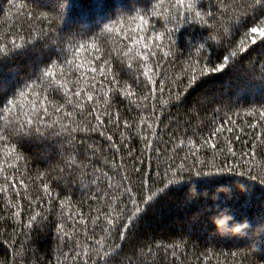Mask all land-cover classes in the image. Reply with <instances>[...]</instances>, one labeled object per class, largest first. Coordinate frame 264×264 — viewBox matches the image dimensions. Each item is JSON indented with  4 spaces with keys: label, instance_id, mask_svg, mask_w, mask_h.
Returning a JSON list of instances; mask_svg holds the SVG:
<instances>
[{
    "label": "snow or ice",
    "instance_id": "6c2138e0",
    "mask_svg": "<svg viewBox=\"0 0 264 264\" xmlns=\"http://www.w3.org/2000/svg\"><path fill=\"white\" fill-rule=\"evenodd\" d=\"M7 3L9 8L13 9V0H7ZM31 5L36 7L32 8ZM113 8H117L116 15H112ZM213 9L215 15L213 11L204 12L197 0H131V6L110 3L109 0H91L88 5L77 3V0L71 2L55 0V5L49 3V0H23V2L17 0L13 9L18 13L14 25L19 24V26L15 27V32L11 35L7 32L0 34V41H3L0 42V62L11 57L30 55L36 59L37 69L34 75L29 76L23 84L10 93L3 82H0V104L3 105L0 108V112L3 113L0 115V121L4 122L0 127V145H2L0 154L4 156V161H7V165H14L17 161L23 160L24 157L17 152V147L22 146L34 135H41L46 129L59 127L61 132L69 135L71 132H96L106 122L112 123L114 111L119 124L120 114L118 110L112 108L113 100L117 95L129 102H136L137 107L142 109L140 124L145 127H141L139 131L145 133L144 138L149 145L153 144L151 133L156 129L153 127L151 117L160 119V111H163L171 101L179 104L187 89L199 79L214 73L223 74L234 68L250 48L257 44V34L260 37L259 43L264 45V0H231V2L217 0ZM3 11L0 8V12ZM3 19L6 23L9 17L5 16ZM209 20H214L215 23L209 25ZM188 21L207 25L209 28L214 27L215 33L209 32L205 41L217 42L221 50L216 53L214 65L207 57L203 64L198 58L191 63L185 62V68L173 76L172 69L166 68L165 65L168 63L167 58L172 57L176 50V31ZM75 25L79 27H74ZM25 31L26 37L23 35ZM237 34L240 35V39L235 40ZM204 48L205 43H200L193 51L199 53ZM114 62L119 68L118 72L113 70ZM189 71L191 75L184 85L185 91L182 92L178 84ZM118 76H124L125 79L121 81ZM259 76L264 80V61L259 65ZM141 78L146 94L137 102V92L134 88H141ZM157 85H159V99H155ZM166 87L169 89L167 95L164 94ZM173 87L177 88L174 94L171 91ZM61 96L64 99L63 103L59 102ZM149 97L154 98L153 109L159 111L147 112ZM88 105H94L86 112L87 118L93 122L92 126L82 128L77 124L75 127H70L74 124L73 118L78 113L85 114ZM68 108L71 110H66ZM247 114L253 117L251 124L246 127L249 133H254V137L249 141L250 147L244 145L239 156L236 155L234 146L239 143V133L243 132V129L237 128L233 118L227 114L218 126H215L216 121H213L207 132L201 131L202 124L191 126V116L188 121L189 127L184 131H180L179 124L176 125L179 134L187 137L186 141H179L180 145L187 143L197 150L209 146L215 149V143L221 136L225 137L227 163L217 167L213 157L208 172L196 170L195 176H210L213 172L234 173V176H229L227 179L246 177L248 181L257 180V176L250 175L244 169L251 168L257 152L264 149V128L261 127V123H264V105L247 109ZM123 123L129 124L126 119ZM229 124L232 127H227ZM188 131L192 132L191 136H188ZM233 132L237 135L234 141H230ZM194 137L199 138L201 143H194ZM171 138L174 139L175 134H172ZM112 139L108 136L109 142ZM12 140L16 143L12 144ZM73 140L74 137H70L69 145ZM109 146L116 148L115 143H110ZM156 152L160 153L161 149L157 147ZM232 160H236L237 163L233 164ZM4 161H0V165H3ZM241 161L244 163L241 164ZM66 162L69 167L76 165V156L69 154ZM194 163L200 167L204 166L199 160ZM238 166L240 171H236ZM160 168L161 163H157L156 179L153 183L159 184V187L155 190L146 178L152 175L151 172L138 183L136 182L135 178L141 171L136 166L130 174L120 177L119 186L115 185L113 177L103 174V178L109 180V184L104 189L105 194L100 196V190H97L92 200L100 203L105 210L89 209L88 213V215L92 212L96 213L91 219L93 231L103 222L104 227L101 229L103 235L93 246L85 243L82 252L78 243L76 260H82L83 264H88L89 261H93L94 264H153L160 248L159 244L155 248L151 245L148 247L140 245L131 254L123 250L126 241H129V233L133 226L152 206L157 193L166 190L168 184L185 179L178 172L184 169L183 164L172 167L170 162L165 166L162 179ZM121 171L126 170L121 169ZM169 175L172 177L171 180L168 179ZM6 179L10 181L14 177L9 176ZM51 180L46 171L37 174L36 181H41L39 187L42 194L36 199L25 195L24 199L28 201L30 208L39 209V212L34 210L29 219L24 221V227L29 231L35 230L37 226H42L44 213L54 210L58 211L57 218L61 220V223L55 225L58 233L67 235L71 239L73 233L65 232L64 219L67 214L68 220L85 225V240L92 241L93 237L87 235L88 215L76 209L74 205L70 206L67 197L59 199L58 207L52 203L59 198V194L52 188ZM56 182L59 184V177L56 178ZM99 182V180L91 181L93 187ZM18 183L27 187L23 179ZM259 183L264 185V169H261ZM9 187L15 188L16 185L11 184ZM109 191L111 195L108 194ZM16 196L19 200L20 193ZM46 200L49 203L45 204ZM10 206L16 208L17 204L12 203ZM70 207L75 210L70 211ZM22 215L23 213L17 210L0 219H17ZM215 225L216 230L221 233H239L244 228L240 224L233 227V221L220 213L216 214ZM73 232L78 233L79 227H74ZM116 232L119 233L118 237ZM105 244H107L106 249ZM164 247L166 251L168 248H174L172 255L175 257L181 246L165 245ZM22 252L23 249L18 250V254ZM231 255L235 257L237 253ZM71 256L72 253L69 252L65 258Z\"/></svg>",
    "mask_w": 264,
    "mask_h": 264
},
{
    "label": "trees",
    "instance_id": "16d2710c",
    "mask_svg": "<svg viewBox=\"0 0 264 264\" xmlns=\"http://www.w3.org/2000/svg\"><path fill=\"white\" fill-rule=\"evenodd\" d=\"M90 2L91 0H77V3L84 5ZM109 2L131 6V0H109ZM197 2L204 12H214L213 5L217 0H197ZM16 3L17 0H13V9ZM49 3L55 5V0H49ZM31 7L36 6L31 5ZM0 8L4 10L0 12V34L7 32L11 35L15 32V27L19 26V24L14 25L18 13L9 8L7 0H0ZM116 14L117 8H113L112 15ZM5 16L9 17L6 23L3 19ZM214 23V20L208 21L209 25ZM215 31L214 27L209 28L207 25L192 21L182 24L175 33V53L167 58L168 63L165 67L172 69L171 74L175 76L185 68V62L191 63L198 58L203 64L207 57L214 65L216 53L221 49L217 42L205 41V37L209 32L215 33ZM23 35L26 37L27 32L25 31ZM238 39H240L239 34L235 37V40ZM259 41L260 37L257 34V44L250 48L234 68L223 74L214 73L199 79L187 89L179 104L171 101L163 111H160V119L151 117L153 127L156 129L151 133V139L154 141L151 145L144 138L145 133L139 131L141 127H145L140 124L142 109L137 107L136 102H129L117 95L113 100L112 108L118 110L120 114L119 124L114 111L112 123L106 122L96 132H71L69 135L61 132L59 127L46 129L41 135H34L22 146L17 147V152L24 159L14 165H7L4 156L0 154V161H4V164L0 165V218L17 210L23 213L17 219H0V264H83L82 260L75 259L76 245L80 244L82 252L85 243L93 246L103 235L101 232L104 227L103 222L93 231L91 219L96 213L92 212L88 215L89 209L105 210L100 203L92 200L97 190H100V196L105 194L104 189L109 184V180L103 178V174L113 177L115 185L119 186L120 177L130 174L136 166L141 170L140 175L135 178L136 182L138 183L151 172L152 175L146 178L155 190L159 187V184L153 183L156 179V164L161 163L160 178L162 179L165 166L170 162L172 167L184 165V169L178 172L185 179L170 183L166 190L157 193L152 206L133 226L123 251L131 254L140 245L144 247L151 245L155 248L159 244L160 248L153 264H264V185L259 183L261 169H264V149L257 152L252 167L244 169L250 175L257 176L256 181H248L246 177L227 179L229 176H234V173L213 172L210 176L197 177L194 172L196 170L208 172L213 157L217 167L227 163L225 137H220L215 143V149L209 146L197 150L187 143L180 145L179 141H186L187 137L181 136L176 128L177 124L180 125V131L188 128L191 116V126L202 124L201 131L207 132L213 121H216L215 126H218L227 114L233 118L237 128L243 129V132L239 133V143L234 146L236 155L239 156L244 145L250 147L249 141L254 137V133H249L246 126L251 124L253 117L247 114V109L264 105V80L259 76V65L264 61V45ZM200 43H205V48L199 53L193 51ZM36 69L37 63L33 56L11 57L0 62V82H3L10 93L23 84L29 76L34 75ZM113 70L119 71L115 62ZM190 75L189 71L179 82L180 91H185L184 85L187 84ZM117 78L121 81L125 79L124 76ZM156 88L155 99H159V85ZM134 90L137 92V102H139L146 94V90L143 89V78H141V88ZM171 91L174 94L177 88L173 87ZM168 92L169 89L166 87L164 94L167 95ZM153 100L154 98L149 97L147 108L149 113L159 111L153 109ZM59 102H64L62 96ZM92 106L94 105L87 106L85 114L78 113L73 118L74 124L70 127L79 124L82 128H90L93 122L87 118L86 112ZM2 107L3 105L0 104V108ZM66 110L70 111L71 108ZM2 114L0 112V115ZM125 119L129 122L128 125L123 123ZM105 120L107 121V117ZM3 125L4 122L0 121V127ZM227 127L232 125L229 124ZM261 127L264 128V123H261ZM101 132L106 134L101 135ZM172 134H175L174 139L171 138ZM191 135L192 132L188 131V136ZM236 135L237 133L233 132L230 141H234ZM108 136L113 138L111 142ZM70 137H74L71 145L68 143ZM11 143L16 142L12 140ZM110 143H115L116 148L110 147ZM194 143L200 144L201 140L194 137ZM157 147L161 149L160 153L156 152ZM69 154H74L77 160V164L72 167L66 162ZM158 156L159 160H157ZM196 160L202 161L204 166L200 167L194 163ZM232 163L237 162L232 160ZM243 163L244 161H241V164ZM240 170L238 166L236 171ZM41 171L49 173L52 178L51 186L59 194V198L52 203L58 207L59 199L67 197L70 206L74 205L76 209L88 215L87 235L93 237L92 241L85 240V225L68 220L67 214L64 219L65 232L73 233L71 239L67 235L58 233L55 225L61 223V220L57 218L58 211L54 210L44 213L42 226H37L35 230L29 231L24 227V221L29 219L32 212L34 210L39 212V209L30 208L24 197L27 195L31 199H36L42 194L39 187L41 181H36V176ZM9 176L14 179L7 180ZM57 177L59 184L56 182ZM20 179L24 180L26 188L18 183ZM168 179H172L171 175ZM93 180L100 182L93 187L91 183ZM11 184H15L16 187H9ZM17 193H20L19 200ZM108 194L111 195V191ZM12 203H16L17 207L12 208L10 206ZM44 203L47 204L49 201L46 200ZM69 210L75 209L70 207ZM217 213L232 220L233 227L240 224L244 228L239 233L218 232L215 225ZM74 227H79L78 233L73 232ZM115 234L118 237L119 233ZM165 245L181 247L174 257L172 253L175 249L168 248L166 251ZM104 247L106 249L107 244ZM20 249H23V252L18 254ZM69 252L72 256L66 259L65 255ZM234 252L237 255L232 257L231 254ZM88 264L94 262L89 261Z\"/></svg>",
    "mask_w": 264,
    "mask_h": 264
}]
</instances>
